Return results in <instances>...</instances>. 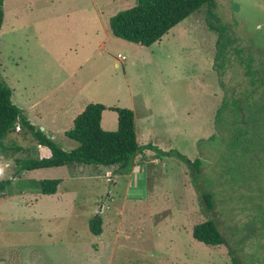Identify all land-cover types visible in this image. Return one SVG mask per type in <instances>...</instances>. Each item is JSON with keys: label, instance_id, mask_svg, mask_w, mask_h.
Masks as SVG:
<instances>
[{"label": "rangeland", "instance_id": "374dc122", "mask_svg": "<svg viewBox=\"0 0 264 264\" xmlns=\"http://www.w3.org/2000/svg\"><path fill=\"white\" fill-rule=\"evenodd\" d=\"M136 2L3 0L0 81L22 119L70 152L77 144L65 133L88 104L129 109L139 145L155 149L128 172H19L17 159L44 154L30 132L11 133L6 142L23 151L0 156V183L9 181L0 190V264H264V0H213L150 47L110 31V18ZM210 23L231 40L224 64ZM226 100L241 115L226 112L218 124ZM117 126L106 110L102 129ZM236 128L246 131L238 144ZM159 151L199 159L200 174ZM50 179L61 180L57 193L41 194ZM207 220L223 245L193 238Z\"/></svg>", "mask_w": 264, "mask_h": 264}, {"label": "trees", "instance_id": "16d2710c", "mask_svg": "<svg viewBox=\"0 0 264 264\" xmlns=\"http://www.w3.org/2000/svg\"><path fill=\"white\" fill-rule=\"evenodd\" d=\"M213 0H137L134 7L121 11L110 18L109 27L112 35L132 44L150 47L159 42L170 30L178 26L192 14L198 12L204 6H213ZM211 17H216L211 13ZM4 21L3 0H0V33ZM213 30L218 32L217 59L227 60L228 44L231 40L226 34L225 27H215L209 24ZM223 67V66H222ZM106 110L117 114V130L114 132L104 131L101 127L102 115ZM240 108L237 102L226 100L217 111V122L221 124L222 115L229 112L232 117L239 116ZM232 111V113H231ZM236 118V117H235ZM21 131L31 133L35 142L47 148L50 156L41 159L28 158L17 159L16 165L19 172L34 171L53 167H86L111 168L117 166L119 169L129 171L134 158L145 150L154 151L153 144L139 145L135 131V115L132 110L123 108H107L101 104H88L85 109L73 120V127L65 133V136L75 142L77 147L70 151H64L53 140L45 136L27 121L21 118V110L12 102V91L0 81V156L9 152H22L23 148L17 143H8L6 139L17 127ZM247 128V127H246ZM235 142L246 134L244 129L236 128ZM213 138V137H212ZM163 154L174 155L179 160L196 169L194 177L200 174L201 161L197 159L190 162L186 156L177 152L159 151ZM9 181L0 183V190L4 189ZM61 180H41L39 190L43 195H54L58 191ZM209 211L214 209L211 194H203ZM90 230L95 235L102 233V219L97 217L90 224ZM193 238L207 246H220L224 244V238L213 220H207L194 226Z\"/></svg>", "mask_w": 264, "mask_h": 264}, {"label": "crops", "instance_id": "0c3cea01", "mask_svg": "<svg viewBox=\"0 0 264 264\" xmlns=\"http://www.w3.org/2000/svg\"><path fill=\"white\" fill-rule=\"evenodd\" d=\"M102 48H104V46H102ZM102 117H103V115H102ZM74 120V119H73ZM28 121V120H27ZM29 122V121H28ZM102 122V121H101ZM30 123V122H29ZM31 124V123H30ZM32 125V124H31ZM73 125V124H72ZM33 126V125H32ZM34 127V126H33ZM40 147V149H41V151L43 150V154H44V158H46V157H49L50 156V151L47 149V148H45V147H42V146H39ZM44 150H46L47 152H45Z\"/></svg>", "mask_w": 264, "mask_h": 264}, {"label": "built area", "instance_id": "2783aa9c", "mask_svg": "<svg viewBox=\"0 0 264 264\" xmlns=\"http://www.w3.org/2000/svg\"><path fill=\"white\" fill-rule=\"evenodd\" d=\"M16 131H20V127L19 126L16 128Z\"/></svg>", "mask_w": 264, "mask_h": 264}]
</instances>
